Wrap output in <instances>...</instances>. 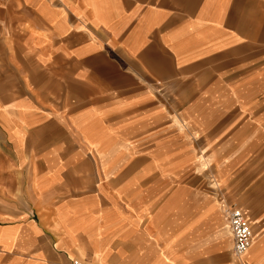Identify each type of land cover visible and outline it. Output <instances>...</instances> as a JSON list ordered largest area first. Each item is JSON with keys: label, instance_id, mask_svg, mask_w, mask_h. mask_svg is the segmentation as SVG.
Segmentation results:
<instances>
[{"label": "crops", "instance_id": "0c3cea01", "mask_svg": "<svg viewBox=\"0 0 264 264\" xmlns=\"http://www.w3.org/2000/svg\"><path fill=\"white\" fill-rule=\"evenodd\" d=\"M74 258L264 264V0H0V264Z\"/></svg>", "mask_w": 264, "mask_h": 264}, {"label": "built area", "instance_id": "2783aa9c", "mask_svg": "<svg viewBox=\"0 0 264 264\" xmlns=\"http://www.w3.org/2000/svg\"><path fill=\"white\" fill-rule=\"evenodd\" d=\"M223 211L226 214V218L234 236L233 252L236 256H242V254L249 248L253 240L249 219L243 212L242 207L237 204H224ZM73 264L96 263L82 258H74Z\"/></svg>", "mask_w": 264, "mask_h": 264}]
</instances>
